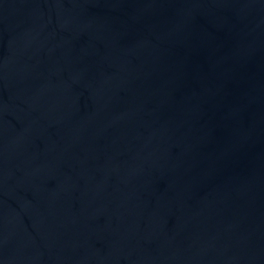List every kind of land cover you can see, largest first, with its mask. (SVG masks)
<instances>
[{
	"label": "water",
	"instance_id": "1",
	"mask_svg": "<svg viewBox=\"0 0 264 264\" xmlns=\"http://www.w3.org/2000/svg\"><path fill=\"white\" fill-rule=\"evenodd\" d=\"M0 264H264V0H0Z\"/></svg>",
	"mask_w": 264,
	"mask_h": 264
}]
</instances>
